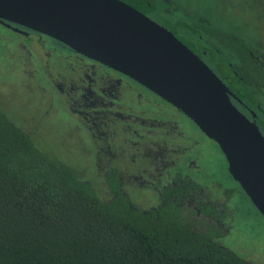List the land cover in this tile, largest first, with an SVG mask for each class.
<instances>
[{"label":"flooded vegetation","instance_id":"flooded-vegetation-1","mask_svg":"<svg viewBox=\"0 0 264 264\" xmlns=\"http://www.w3.org/2000/svg\"><path fill=\"white\" fill-rule=\"evenodd\" d=\"M120 1L166 28L195 53L229 89V99L235 108L253 122L264 137V5L261 15H254L257 26L241 22L244 32L234 28L236 34L199 19H176L171 23L158 14L156 20L150 16L158 12L155 0ZM10 24L21 32L1 25L27 41L19 45L22 55L26 56V60L21 56V72L31 76V60L35 58L40 62L49 86L60 98L62 109L74 120L73 128L83 131L90 141L89 154L101 176L106 197L113 195L107 177L116 173L119 192L132 208L146 213L166 203L174 204L191 212L201 229L212 225L222 236L229 233L233 212L227 202L231 191L216 181L201 184L192 176V171L198 169L197 158L189 154L197 149L201 139L215 143L212 139L181 110L132 78L46 35ZM251 26H256L258 34L253 36L247 32ZM225 34L232 41H225ZM237 41L247 54L240 55ZM210 49L217 51L215 60L220 61V67L222 62L230 61L227 76L235 88L250 93V100L238 97L216 72L210 63L213 56ZM244 55L246 61H254L257 69L239 63ZM223 72H227L226 69ZM243 75L249 79L247 82L242 80ZM182 120L192 126V134L183 129ZM112 137L124 139L112 147L108 144ZM121 157H126L137 168L130 170L129 166L115 164ZM134 189L140 196L133 195ZM146 192L151 197L143 195Z\"/></svg>","mask_w":264,"mask_h":264},{"label":"trees","instance_id":"trees-1","mask_svg":"<svg viewBox=\"0 0 264 264\" xmlns=\"http://www.w3.org/2000/svg\"><path fill=\"white\" fill-rule=\"evenodd\" d=\"M210 53L229 88L250 100L227 76L230 61L220 67L217 51ZM241 59L243 67L257 69ZM106 181L109 197L101 184L81 179L40 149L0 106V264H253L219 243L218 229H201L191 212L170 203L146 213L134 209L119 192L116 173Z\"/></svg>","mask_w":264,"mask_h":264},{"label":"water","instance_id":"water-1","mask_svg":"<svg viewBox=\"0 0 264 264\" xmlns=\"http://www.w3.org/2000/svg\"><path fill=\"white\" fill-rule=\"evenodd\" d=\"M0 23L55 39L181 110L220 148L264 217V137L215 73L170 31L120 0H0Z\"/></svg>","mask_w":264,"mask_h":264},{"label":"rangeland","instance_id":"rangeland-1","mask_svg":"<svg viewBox=\"0 0 264 264\" xmlns=\"http://www.w3.org/2000/svg\"><path fill=\"white\" fill-rule=\"evenodd\" d=\"M155 1L158 12L150 16L156 20L159 15L168 22L176 19H199L236 34L238 32L235 29L244 32L241 22L257 26L254 15L260 16V9L264 5V0ZM256 26L248 27L247 32L253 36L258 34L254 29ZM50 42L53 44L52 41L48 43ZM20 43L27 44V41L0 24V102L4 112L58 164L70 168L81 179L95 186L100 185L101 176L89 154L92 150L90 141L83 131L78 132L73 128L74 120L62 109L60 98L49 86L40 62L35 58L31 60V76L21 72V56L25 60L26 56L22 55ZM26 69L30 70L29 67ZM182 123L183 129L192 134V126L185 120ZM123 139L124 137H112L108 144L114 147ZM189 156L197 158L198 169L192 171L196 181L205 185L216 181L224 189L231 191L227 206L233 212L232 224L229 233L219 243L242 259L253 264H264V217L230 174L218 145L201 139L197 149ZM119 163L129 166L130 170L137 168L126 157L115 162ZM133 191V195L140 196L138 190ZM143 195L151 197L149 192Z\"/></svg>","mask_w":264,"mask_h":264}]
</instances>
